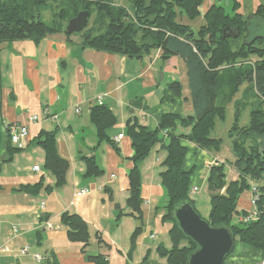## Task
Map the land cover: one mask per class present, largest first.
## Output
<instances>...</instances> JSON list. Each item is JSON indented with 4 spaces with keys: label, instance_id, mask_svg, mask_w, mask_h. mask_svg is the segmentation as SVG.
Wrapping results in <instances>:
<instances>
[{
    "label": "crops",
    "instance_id": "crops-1",
    "mask_svg": "<svg viewBox=\"0 0 264 264\" xmlns=\"http://www.w3.org/2000/svg\"><path fill=\"white\" fill-rule=\"evenodd\" d=\"M214 3L248 20L249 35H264V20L254 16L264 0H204L198 17L189 19L183 14L178 21L198 33ZM0 71L4 124L29 128L28 139L14 145L20 150L0 167V264H47V259L58 264H93L89 256L98 253L105 254L110 264H169L158 249L160 245L172 246V224L162 220L160 209L168 201L160 178L166 153L159 143L140 164L143 227L134 240L140 221L125 214L129 211L128 171L134 165L127 121L137 117L142 124L156 128L164 113L182 117L194 114L186 59L178 54L164 57L162 48L141 57L96 50L83 47L77 35L68 37L57 32L39 41L21 39L1 44ZM175 82L180 86H171ZM231 89L229 85L224 93ZM236 97L227 101V108L235 110ZM95 104L108 106L116 118L107 130L110 141L98 139L91 120ZM32 115H38L39 120L32 122ZM42 130H56L58 152L70 163L63 186H56V177L45 167V152L37 143ZM179 130L188 132L189 128ZM120 135L122 138L116 140ZM184 144L189 147L185 166L193 169L191 189L196 187V192L191 190L190 195L195 205V195L204 181L211 198L214 191L208 182L209 171L225 159L187 139ZM85 158H94L103 173L86 174ZM36 165L40 171L33 169ZM231 166L232 177L228 180H235L238 171ZM40 181L44 187L38 193L17 190ZM82 188L91 191L77 195ZM251 198V189L244 191L239 208L252 211ZM66 211L88 223V245L69 240L68 227L61 220ZM15 225L17 233L13 231ZM26 246L29 254L22 253ZM38 253L46 259L37 261L34 254ZM263 259V250H248L236 240L224 264H259Z\"/></svg>",
    "mask_w": 264,
    "mask_h": 264
},
{
    "label": "trees",
    "instance_id": "trees-1",
    "mask_svg": "<svg viewBox=\"0 0 264 264\" xmlns=\"http://www.w3.org/2000/svg\"><path fill=\"white\" fill-rule=\"evenodd\" d=\"M203 1L125 0L117 4L113 0H0V45L21 39L39 41L47 35L64 32L68 37L79 36L83 47L96 50L141 57L162 48L164 57L178 54L186 59L192 80L194 114L182 117L164 113L156 128L142 124L137 117L127 121L134 165L128 171L129 211L125 214L140 221L134 240L143 227L140 164L159 143L166 153L161 161L160 178L168 201L160 209L163 210L162 220L172 224L169 230L172 246L160 245L158 249L169 264H187L190 254L198 248L174 217L176 207L187 201L194 202L190 195L193 169L185 166L189 147L184 141L187 139L201 149L220 155L224 140L212 133L218 120L224 121L227 117V101H233L244 84L248 85L244 97L253 102L235 100L234 119L227 134L234 159L214 164L209 171L208 182L214 193L206 220L212 226L228 227L244 248L264 251V35L246 33L249 21L239 13H227L225 6L217 3L206 12V23L198 33L178 21L183 14L189 19L198 17ZM46 8L56 11L51 23L42 17V9ZM83 10L90 12L88 25L79 33H67L69 20ZM254 16L264 20L263 5ZM229 85L231 91L224 93ZM171 86L179 87L180 83ZM1 88L0 71V94ZM247 108H250L249 120L243 123L242 112ZM91 120L99 141H110L107 130L116 122L110 108L104 104L93 105ZM179 127L189 128V131L182 132ZM56 136V130H42L37 143L45 152V167L56 177V186L60 187L66 183L70 163L59 154ZM19 150L8 138L3 162L11 160ZM85 162L86 174L103 173L94 158H85ZM226 162L236 167L237 179L228 180ZM253 185L258 195L253 210L240 209V196ZM43 187L40 181L17 190L38 193ZM248 216L250 218L245 220ZM61 220L68 227L70 241L85 246L90 243L88 223L80 215L66 211ZM89 259L93 264H110L103 253L90 255ZM46 262L58 264L54 259Z\"/></svg>",
    "mask_w": 264,
    "mask_h": 264
},
{
    "label": "water",
    "instance_id": "water-1",
    "mask_svg": "<svg viewBox=\"0 0 264 264\" xmlns=\"http://www.w3.org/2000/svg\"><path fill=\"white\" fill-rule=\"evenodd\" d=\"M90 12L80 11L66 26L67 33H79L89 23ZM8 134L1 114L0 94V167L7 154ZM194 202L187 201L174 210V217L183 231L198 246L187 264H224L235 246V237L226 226H212L195 208Z\"/></svg>",
    "mask_w": 264,
    "mask_h": 264
},
{
    "label": "rangeland",
    "instance_id": "rangeland-1",
    "mask_svg": "<svg viewBox=\"0 0 264 264\" xmlns=\"http://www.w3.org/2000/svg\"><path fill=\"white\" fill-rule=\"evenodd\" d=\"M42 12H43V15H42L43 19L47 23H51L53 16L55 15V12H56L55 9L46 8V9H42ZM247 86H248L247 84H244L243 86H241L240 92L236 95L237 96L236 98L237 99L240 98V100H244V102L246 101L253 102V99L251 101L250 99H246L244 97L245 89L247 88ZM248 93L251 95V92H248ZM249 115H250V108H247L246 110L242 112L243 123H246L249 120ZM233 119H234V109L228 108L226 119L224 121L218 120L217 126L212 133L216 137L223 138L224 141L222 144V150L220 152V155L224 157L225 160L229 159V161L230 160L232 161L234 159V155L231 152V142L229 138L227 137L228 130L230 129L233 123ZM232 169L233 168L230 162H226L225 170L227 172L228 179H231L232 177V174H231ZM195 196H196L195 207L197 208L198 212L203 218L208 219L210 215L211 203H210L208 184L206 181L203 182V186H200V190ZM161 203L164 204L165 200L163 199Z\"/></svg>",
    "mask_w": 264,
    "mask_h": 264
},
{
    "label": "built area",
    "instance_id": "built-area-1",
    "mask_svg": "<svg viewBox=\"0 0 264 264\" xmlns=\"http://www.w3.org/2000/svg\"><path fill=\"white\" fill-rule=\"evenodd\" d=\"M77 110L79 111V109H77ZM45 113H47V112H45ZM30 120L32 122L38 121L39 120V116L38 115H32L30 117ZM6 129H7L8 138L10 139V142L13 145H18L23 140H26L29 137V128H28L27 125L13 123V124L7 125ZM164 132H167V131L165 130ZM120 138H122V135L118 136L116 138V140H119ZM33 169L35 171H40V166L36 165V166H34ZM111 177L115 178V175L112 174ZM191 190H192V193H195L196 192V187H193ZM90 191L91 190L89 188H82L76 194L77 195H81V194H84V193H89ZM251 191H252L251 201H252V204L254 205L255 204V200L258 198L257 188L253 185L252 188H251ZM41 206L42 207L45 206V202L44 201L41 202ZM248 218H250V216L245 217L244 219L247 220ZM50 226H51V224H50ZM13 231L16 232V233L18 232V228H17L16 225L13 226ZM152 237H155V235H152ZM22 253L29 254L30 253L29 247L28 246L24 247L22 249ZM34 258L37 261L42 262L45 259V256L43 254L38 253V254H34ZM259 264H264V259Z\"/></svg>",
    "mask_w": 264,
    "mask_h": 264
}]
</instances>
